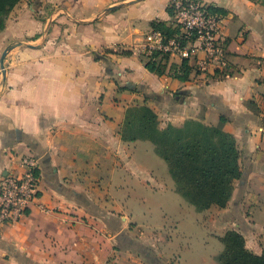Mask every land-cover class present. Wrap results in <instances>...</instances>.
<instances>
[{"label": "crops", "instance_id": "crops-1", "mask_svg": "<svg viewBox=\"0 0 264 264\" xmlns=\"http://www.w3.org/2000/svg\"><path fill=\"white\" fill-rule=\"evenodd\" d=\"M169 1L21 0L9 13L0 56L21 45L6 53L4 76L0 69V178L33 155L39 194L19 222L0 224V264H184L162 225L167 214L145 231L138 207L148 217L169 206L198 212L194 264H217L227 230L240 233L249 251L264 250V5L198 0L226 12L227 75L192 70L180 81L170 74L182 61L175 56L160 76L143 63L144 36L152 22L170 23ZM203 57L194 53L188 64ZM137 105L151 108L160 128L223 119L241 170L224 208L197 211L171 177L159 181L143 166L138 152L150 142L120 135L125 110ZM146 157L162 176L159 157ZM212 238L219 241L214 252Z\"/></svg>", "mask_w": 264, "mask_h": 264}, {"label": "trees", "instance_id": "trees-1", "mask_svg": "<svg viewBox=\"0 0 264 264\" xmlns=\"http://www.w3.org/2000/svg\"><path fill=\"white\" fill-rule=\"evenodd\" d=\"M21 0H0V31L13 7ZM261 2L264 0H253ZM208 10L220 17L226 12L208 5ZM171 16L172 10L168 7ZM152 30L171 36L176 29L171 22H152ZM129 55L130 52H120ZM167 55L151 52L144 57L147 71L162 75L165 73ZM193 67L188 60L179 66H171L170 74L186 81ZM222 77V74H214ZM223 119L217 126H207L197 120H186L181 126L159 127L154 111L146 105L128 107L125 110L120 135L123 141H149L154 153L167 165L175 191L197 211L211 206L224 208L233 192V183L241 176L239 151L234 137L222 129ZM222 250L215 256L217 264H264V250L255 254L245 247L242 235L227 230L219 238Z\"/></svg>", "mask_w": 264, "mask_h": 264}, {"label": "built area", "instance_id": "built-area-1", "mask_svg": "<svg viewBox=\"0 0 264 264\" xmlns=\"http://www.w3.org/2000/svg\"><path fill=\"white\" fill-rule=\"evenodd\" d=\"M170 22L176 29L171 36L151 30L144 36V51L190 60L194 53L203 54L194 61L196 74H226L227 54L222 37L223 18L208 10L198 0H170ZM37 158L26 154L0 178V224L11 226L20 221L37 200ZM45 211H48L45 209Z\"/></svg>", "mask_w": 264, "mask_h": 264}, {"label": "rangeland", "instance_id": "rangeland-1", "mask_svg": "<svg viewBox=\"0 0 264 264\" xmlns=\"http://www.w3.org/2000/svg\"><path fill=\"white\" fill-rule=\"evenodd\" d=\"M143 146L149 147V148L147 147L148 152H146L145 150H139L140 152H138V160L142 161L143 166L156 172L159 181H163L164 179L165 182L168 181L169 183H171V179L168 174L165 163L160 158L158 159V164H161L158 166H160V169L162 168L164 172L163 175L161 176L162 173L161 171L159 173L158 171L159 168L155 164H153V162H151L150 159L149 160L147 159L146 157L147 154L153 155L155 158H158L156 157L152 149H150L152 147L151 144L148 142H144ZM162 205L164 204L162 203ZM167 210L163 209L162 211H160V209L158 208L154 209V214L148 217L142 211V208L138 207V212L140 215L139 221H141L143 227L145 228V231H148L147 230L148 227H152L154 225L162 223L161 212H165L167 214V220L163 222L162 225H164L165 229L171 232V234L175 237L177 249L179 250L177 255H181L184 264H194L197 261L198 254L202 244L200 241L202 230L197 226L195 222L196 214L198 212H196L193 208H190L189 210L188 209L177 210L171 208V206H169ZM213 240L214 238L210 239L208 242L209 243L208 250L210 252H214L216 251V247L218 248L217 245L219 244L218 239L216 241ZM188 247L190 248V250L186 251L185 254H183L184 251L188 249Z\"/></svg>", "mask_w": 264, "mask_h": 264}, {"label": "water", "instance_id": "water-1", "mask_svg": "<svg viewBox=\"0 0 264 264\" xmlns=\"http://www.w3.org/2000/svg\"><path fill=\"white\" fill-rule=\"evenodd\" d=\"M17 45H21V44H14L12 46H8L7 48H5L3 50V52L1 53V56H0V69H1V72H2V75L4 76V66H3V60L5 58V55L7 52H9L13 47L17 46Z\"/></svg>", "mask_w": 264, "mask_h": 264}]
</instances>
